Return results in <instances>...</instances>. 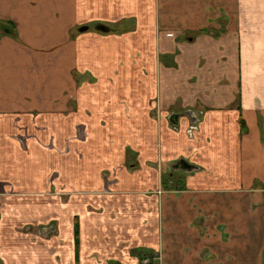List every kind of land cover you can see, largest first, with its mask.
Instances as JSON below:
<instances>
[{"label": "crops", "instance_id": "obj_1", "mask_svg": "<svg viewBox=\"0 0 264 264\" xmlns=\"http://www.w3.org/2000/svg\"><path fill=\"white\" fill-rule=\"evenodd\" d=\"M0 22V264H264V0H0Z\"/></svg>", "mask_w": 264, "mask_h": 264}, {"label": "rangeland", "instance_id": "obj_2", "mask_svg": "<svg viewBox=\"0 0 264 264\" xmlns=\"http://www.w3.org/2000/svg\"><path fill=\"white\" fill-rule=\"evenodd\" d=\"M122 105H123V107H124V111H125V113H126V110L128 109V107H127V102L124 100L123 101V103H122ZM158 111V110H157ZM168 121H169V123H170V127L174 130V131H176L177 130V126H174L172 123H171V121L168 119ZM123 125V128L124 129H126V125L125 124H122ZM193 126H195V124L193 125ZM108 134L110 133V125H108L107 126V131H106ZM118 148V145L116 144V143H113V142H110V143H108V145H106V147H105V150H106V152L108 153V154H110L113 150H116ZM123 148H124V152H125V161L127 160V161H129V164H128V166L130 165V162H131V160H133V159H135V158H133L132 157V154H131V149L128 147V146H123ZM110 157V156H109ZM103 164H105V160H106V158L104 157L103 158ZM114 163V161L113 162H107V164L108 165H112ZM153 166V168L157 171V173H158V175H159V178H157V181H159V183H160V185H162V181H163V179H164V177H165V175H162V171H163V169H159L156 165H152ZM166 168H168V171H169V173L172 171V169L170 168V167H166ZM129 169V168H128ZM57 174H58V172L57 171H54V172H52L51 173V178H54L55 180L57 179ZM56 175V176H55ZM103 178L104 179H106L107 178V174L106 173H104L103 174ZM64 181H67L68 182V179H67V177L65 176V178L64 179H61V180H59V182L61 183V184H63V187H62V190H64V191H67V190H73L74 188H77V187H79V186H81V185H83V183H69V184H65L64 183ZM52 187H54V184L53 183H51V185H50V191H53L54 189L52 188ZM104 189H106V187H104ZM50 194H55V195H57V193H54V192H50ZM40 196V195H39ZM38 200H40V199H38ZM41 201V200H40ZM46 206L47 205H45V208H46ZM37 212V210L36 209H34V208H32V206L29 204V206H28V209L26 210V214H27V218H32V216L31 215H33L34 213H36ZM12 214H14V213H12ZM36 226H33V225H31V224H28V225H24V226H22L20 229H17V232H19L22 236H31L30 238H31V241H32V243H36V236L33 234L32 235V232H33V228H35ZM52 228H54V233L56 232V228H55V226L54 227H52V225L50 226V227H46V230H52ZM40 232H43V228H40L39 229V233ZM59 255H53V260H54V262L55 263H58V264H60V259H59V257H58ZM91 260V264H107V261L105 260V262H103V261H101L100 260V258H99V256L97 257L96 255H92L91 256V258H90ZM144 260H147V262L146 263H144L143 261ZM103 262V263H102ZM148 262H150V260H149V258L148 257H145V258H142L141 259V261H140V263L139 264H148ZM150 264H151V262H150Z\"/></svg>", "mask_w": 264, "mask_h": 264}, {"label": "water", "instance_id": "obj_3", "mask_svg": "<svg viewBox=\"0 0 264 264\" xmlns=\"http://www.w3.org/2000/svg\"><path fill=\"white\" fill-rule=\"evenodd\" d=\"M180 116H181V115H180ZM172 118L176 119V121H174V124H176V126H177L178 115H177V114H173V115H172ZM195 122H196V120H195V121H191V123H195ZM193 125H194V124H190V125H189V128H191ZM176 163H177V164H176ZM189 166H191V165H189V163H187V162H186L185 160H183V159H180V160L174 161V162L171 164L170 168H171L172 170H174V171H181V170L186 171V170L188 169ZM193 169H194V168H193ZM188 172H191V170L189 169Z\"/></svg>", "mask_w": 264, "mask_h": 264}, {"label": "trees", "instance_id": "obj_4", "mask_svg": "<svg viewBox=\"0 0 264 264\" xmlns=\"http://www.w3.org/2000/svg\"><path fill=\"white\" fill-rule=\"evenodd\" d=\"M0 30H1V32H4L5 34H10V35H12V36H15L16 35V33H15V30H14V27H13V25L11 24V23H8V22H0ZM240 123V128H241V132H244V123H243V121L241 120V121H239ZM177 164V163H176ZM190 167V166H189ZM188 167V168H189ZM175 171L174 170H172L171 172H170V174H172V173H174ZM164 180L165 179H163V183H164Z\"/></svg>", "mask_w": 264, "mask_h": 264}, {"label": "built area", "instance_id": "obj_5", "mask_svg": "<svg viewBox=\"0 0 264 264\" xmlns=\"http://www.w3.org/2000/svg\"><path fill=\"white\" fill-rule=\"evenodd\" d=\"M194 131H196V127L195 126H192L191 128H188L187 129V135L191 136L192 132H194ZM143 262L146 263L147 260H144Z\"/></svg>", "mask_w": 264, "mask_h": 264}, {"label": "flooded vegetation", "instance_id": "obj_6", "mask_svg": "<svg viewBox=\"0 0 264 264\" xmlns=\"http://www.w3.org/2000/svg\"><path fill=\"white\" fill-rule=\"evenodd\" d=\"M148 264H150V262H148Z\"/></svg>", "mask_w": 264, "mask_h": 264}]
</instances>
